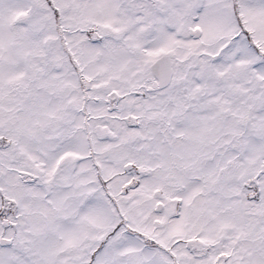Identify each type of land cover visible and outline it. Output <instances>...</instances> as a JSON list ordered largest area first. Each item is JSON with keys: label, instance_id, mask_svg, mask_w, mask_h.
<instances>
[{"label": "snow or ice", "instance_id": "6c2138e0", "mask_svg": "<svg viewBox=\"0 0 264 264\" xmlns=\"http://www.w3.org/2000/svg\"><path fill=\"white\" fill-rule=\"evenodd\" d=\"M0 264H264V0H0Z\"/></svg>", "mask_w": 264, "mask_h": 264}]
</instances>
